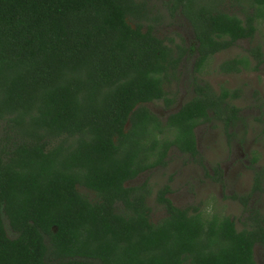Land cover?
I'll return each instance as SVG.
<instances>
[{"label":"trees","instance_id":"obj_1","mask_svg":"<svg viewBox=\"0 0 264 264\" xmlns=\"http://www.w3.org/2000/svg\"><path fill=\"white\" fill-rule=\"evenodd\" d=\"M252 3L242 18L217 0L172 1L191 23L195 69L253 35L264 0ZM145 10L144 0H0V264H257L258 213L242 228L227 214L208 222L164 183L166 213L152 221L148 182L126 184L165 165L171 146L197 156L195 127H228L239 110L235 89L208 83L164 121L147 106L174 102L166 85L185 48L144 26Z\"/></svg>","mask_w":264,"mask_h":264},{"label":"rangeland","instance_id":"obj_2","mask_svg":"<svg viewBox=\"0 0 264 264\" xmlns=\"http://www.w3.org/2000/svg\"><path fill=\"white\" fill-rule=\"evenodd\" d=\"M172 1L144 0V26L150 24L154 34L171 39L174 49L176 44L185 48L174 76L166 85L174 102L165 106L161 100L150 101L147 106L164 121L169 112L195 95V85L208 83L216 92L224 85L238 92L237 97L229 98L239 108L237 118L228 127L214 118L200 123L195 127L197 156L171 146L165 165L145 170L126 184L148 182L151 191L146 202L152 221L166 213L156 199V190L167 183L170 187L167 195L176 205L201 208L208 192L215 191L219 196V214L231 216L237 228L249 226L250 214L256 212L264 218V13L257 19L251 37L237 39L233 45L215 52L197 70L191 23L183 11L172 7ZM217 6L242 18L244 13L254 10L252 0H217ZM257 47L261 52L260 62L252 54ZM232 56H245L248 62L239 71L220 70V62ZM78 189L93 199L92 190L84 186ZM6 229L13 233L7 223ZM253 250L256 263L264 264V247L256 243Z\"/></svg>","mask_w":264,"mask_h":264},{"label":"clouds","instance_id":"obj_3","mask_svg":"<svg viewBox=\"0 0 264 264\" xmlns=\"http://www.w3.org/2000/svg\"><path fill=\"white\" fill-rule=\"evenodd\" d=\"M219 212V196L215 191H210L202 202L199 215L202 219L211 222Z\"/></svg>","mask_w":264,"mask_h":264},{"label":"flooded vegetation","instance_id":"obj_4","mask_svg":"<svg viewBox=\"0 0 264 264\" xmlns=\"http://www.w3.org/2000/svg\"><path fill=\"white\" fill-rule=\"evenodd\" d=\"M199 125V124H198Z\"/></svg>","mask_w":264,"mask_h":264}]
</instances>
